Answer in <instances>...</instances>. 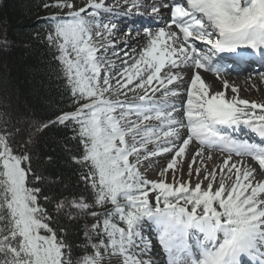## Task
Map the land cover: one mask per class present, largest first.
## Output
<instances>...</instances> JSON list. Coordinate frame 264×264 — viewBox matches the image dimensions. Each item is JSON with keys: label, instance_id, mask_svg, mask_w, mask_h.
I'll list each match as a JSON object with an SVG mask.
<instances>
[{"label": "snow or ice", "instance_id": "obj_1", "mask_svg": "<svg viewBox=\"0 0 264 264\" xmlns=\"http://www.w3.org/2000/svg\"><path fill=\"white\" fill-rule=\"evenodd\" d=\"M144 3L155 31L137 28L147 42L135 57L113 37L133 34L142 0L44 5L60 10L43 18L45 40L75 110L23 126L0 116V264H264V103L212 92L201 75L264 63V0ZM109 50L123 53L121 67ZM57 125L82 147L70 158L87 194L50 196L34 167L39 138ZM241 128L260 142L228 131ZM88 218L78 244L71 229Z\"/></svg>", "mask_w": 264, "mask_h": 264}, {"label": "trees", "instance_id": "obj_2", "mask_svg": "<svg viewBox=\"0 0 264 264\" xmlns=\"http://www.w3.org/2000/svg\"><path fill=\"white\" fill-rule=\"evenodd\" d=\"M53 2L0 0V116L7 113L21 126L26 118L55 119L61 112L75 110L65 82L57 75L54 49L45 40L48 27L43 18L60 13L59 9L44 7ZM72 136L71 127L54 126L39 138L34 149L33 159L39 161L34 167L48 178L50 196L87 194L79 179L80 168L70 158L82 151ZM19 140L17 134L16 147ZM46 154L53 157L52 161L45 158ZM90 222L88 218L81 220L79 227H72V239L78 244L84 239L83 225Z\"/></svg>", "mask_w": 264, "mask_h": 264}, {"label": "rangeland", "instance_id": "obj_3", "mask_svg": "<svg viewBox=\"0 0 264 264\" xmlns=\"http://www.w3.org/2000/svg\"><path fill=\"white\" fill-rule=\"evenodd\" d=\"M74 2L76 4L77 8H79L81 6H84L87 3V0H74ZM65 11H67V10H65ZM120 30H121V32L123 31L122 29H120ZM113 39L117 40V41L121 40L120 42L126 43L127 45L129 44L130 41L134 40L130 36H121L120 34L114 36ZM123 43H117L116 47L118 49L122 48L123 47ZM125 50L128 51V48L125 49ZM129 53H131V52L129 51ZM109 56H110L111 59H114L116 61V64H117L118 68L121 67L120 61H121V59H123V53L120 54L119 58L112 57L111 56V50H109ZM249 80H253V84H250V85H247V86H242L241 93L240 92H238V93L243 94L245 97L247 96L246 99H249V97L251 96L250 98H251L252 101L253 100H258L257 101L258 103H264V80H262L260 76L253 77L252 79H249ZM235 84H238V83L233 82V85H235ZM228 89L231 90V88H228ZM221 91H226V95H228V96L230 95L228 93L230 91H228V90H221ZM240 94H237V95H239L238 96L239 98L241 97ZM160 157H162V156L153 158L152 166L150 168H147L146 175L148 176L149 179H151L150 176H155L156 177L158 175V172L161 171L164 166H166V164L168 162V159H169V156L168 157L165 156V157H167V158L164 159L165 160V162H164L165 164H163L162 166L161 165L157 166L155 163L160 162V160L157 161V159H160ZM145 163H147V162H145ZM141 170L144 171V168H142ZM184 178L187 179V176H185ZM169 181H171V173H169Z\"/></svg>", "mask_w": 264, "mask_h": 264}, {"label": "bare ground", "instance_id": "obj_4", "mask_svg": "<svg viewBox=\"0 0 264 264\" xmlns=\"http://www.w3.org/2000/svg\"><path fill=\"white\" fill-rule=\"evenodd\" d=\"M146 42H147V38H146V36H144L143 38H141L139 41H137L136 39H134V40H132V41H130L129 42V44H128V53H129V51L131 52V53H129V57H135L136 56V53L135 52H133L132 50L133 49H135V50H137V52L146 44ZM124 58V57H123ZM132 61L131 60H129V63H131ZM201 75H202V77H203V79L205 80V82H206V84H208L209 85V87H210V89H211V91L212 92H219V91H221V90H225V88H224V83L223 84H218V82H217V80H219V79H217V77H211L210 76V74H204L203 72H201ZM186 79H187V76L185 77ZM217 79V80H216ZM245 83H238V84H235V86L232 84V83H230L229 85H228V88H232V87H236L237 89H238V87H239V89H238V92H240L241 93V90H242V86L244 85ZM241 86V87H240ZM240 93H237V94H240ZM243 93V92H242ZM228 94V93H227ZM243 94H240V96L242 97V99H246V97L243 95ZM227 97H229L228 95H226ZM239 96V95H238ZM240 97V98H241ZM251 97V96H250ZM249 97V98H250ZM186 97H184V99H185ZM246 100H249V101H252L251 99H246ZM253 101H255V100H253ZM256 102V101H255ZM151 147V146H150ZM191 148H193V146L191 145ZM207 154V153H206ZM165 156H167L168 157V155H163L162 157H160V159H157V161L158 160H160V162H157V163H155L157 166L158 165H163V164H165L164 162H165V158H167V157H165ZM213 156V155H212ZM221 160H222V158L221 157H219V156H213V160L212 161H209L208 162V164H209V167H212L213 165H215V166H217V167H219L220 166V164H221ZM157 168V167H156ZM159 169V168H158ZM156 170V169H155ZM187 171V167H185V172ZM186 176V175H185ZM150 178L151 179H153V180H155V179H159L160 177L157 175L156 177L155 176H150Z\"/></svg>", "mask_w": 264, "mask_h": 264}]
</instances>
